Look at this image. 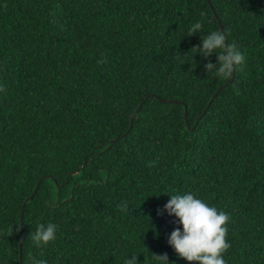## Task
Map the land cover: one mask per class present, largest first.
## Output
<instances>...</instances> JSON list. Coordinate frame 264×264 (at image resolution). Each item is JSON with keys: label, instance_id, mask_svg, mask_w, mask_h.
Masks as SVG:
<instances>
[{"label": "trees", "instance_id": "obj_1", "mask_svg": "<svg viewBox=\"0 0 264 264\" xmlns=\"http://www.w3.org/2000/svg\"><path fill=\"white\" fill-rule=\"evenodd\" d=\"M222 28L234 79L192 49ZM0 88V264H190L186 193L229 215L227 264H264V0H0Z\"/></svg>", "mask_w": 264, "mask_h": 264}, {"label": "clouds", "instance_id": "obj_2", "mask_svg": "<svg viewBox=\"0 0 264 264\" xmlns=\"http://www.w3.org/2000/svg\"><path fill=\"white\" fill-rule=\"evenodd\" d=\"M200 16L202 19L206 18L207 13L202 11ZM196 33H202V22L194 23L188 29L187 35ZM192 49H198L197 52L204 58L211 57L214 52L218 53V62L214 64L209 61L204 67L209 74L225 80L231 78L234 71L245 62V56L234 43H226V35L220 30L204 35L202 47L197 45ZM3 90L0 88V91ZM170 196L165 208L170 215L178 218V223L183 227V231L176 228L168 240L176 253L190 264H227L224 254L231 248L226 226L230 219L229 215L190 193ZM121 210L126 211L127 205H123ZM11 234L12 230L9 232V235ZM30 239L37 247L43 248L56 239V226L52 223H48L47 226L41 223L34 234L30 233ZM153 254L155 260L169 264L166 253ZM137 257L133 255L125 260V264H139ZM32 264H47V261L33 259Z\"/></svg>", "mask_w": 264, "mask_h": 264}, {"label": "water", "instance_id": "obj_3", "mask_svg": "<svg viewBox=\"0 0 264 264\" xmlns=\"http://www.w3.org/2000/svg\"><path fill=\"white\" fill-rule=\"evenodd\" d=\"M221 27H223V26L221 25ZM222 32H224L223 28H222ZM224 33H225V32H224ZM225 35H226V34H225ZM226 39H227V37H226ZM232 79H234V75H233ZM232 79H231V80H232ZM222 88H223V86H220L219 89H218V91H220ZM148 97H149V96H147V98H148ZM143 102H144V101H143ZM143 102L138 106V108L135 110V112L131 115L130 129H131L132 126H133L135 115H136V114L139 112V110L141 109ZM187 124H188V126H189V122H188V121H187ZM101 147H103V144H101ZM37 188H38V186H37ZM37 188L35 189V191L33 192V194H32L31 196H29V197L24 201V203H23V205H22V210H21V218H22V219H23V214H24L25 206H26L27 202H28V201L33 197V195L36 193ZM21 228H23V220L21 221ZM20 250H22V237H21V243H20Z\"/></svg>", "mask_w": 264, "mask_h": 264}]
</instances>
